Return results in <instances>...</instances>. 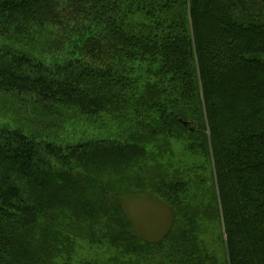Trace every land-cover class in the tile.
I'll return each instance as SVG.
<instances>
[{"label": "trees", "instance_id": "16d2710c", "mask_svg": "<svg viewBox=\"0 0 264 264\" xmlns=\"http://www.w3.org/2000/svg\"><path fill=\"white\" fill-rule=\"evenodd\" d=\"M7 35L0 103L115 133L0 127V264H264V0H0ZM135 194L169 210L158 241Z\"/></svg>", "mask_w": 264, "mask_h": 264}, {"label": "rangeland", "instance_id": "374dc122", "mask_svg": "<svg viewBox=\"0 0 264 264\" xmlns=\"http://www.w3.org/2000/svg\"><path fill=\"white\" fill-rule=\"evenodd\" d=\"M0 47L1 48H17L25 50V48L16 41L11 35L4 37L0 36ZM10 101V100H9ZM19 101H14L10 103H0V127L3 128H14L21 127L22 131L29 133L31 135H41L47 137V139H57L60 142H70V141H80L85 139H94V138H104L115 133V129L107 130L111 125L108 123L104 125L103 121H98V118H95L96 122L87 121L81 117L75 116L73 112H69L70 117H65L60 115L64 119L62 126L55 129H46L45 126L48 123L47 119L40 117L30 116L31 112L28 114L25 113V109L31 107L32 103L29 99L24 98L21 105L17 103ZM56 124L59 119L58 115H55ZM30 117L31 123L26 118ZM48 125V124H47ZM104 126V127H103ZM107 127V128H105ZM113 127V126H111ZM204 164V159H196L187 156L183 159V168L191 169L192 166ZM198 198L200 196L197 195ZM126 211L131 219L134 228L139 233V235L146 241L155 242L158 241L162 235L165 233L170 222V213L167 206L159 201L154 196L144 195V194H135L126 198ZM77 244V243H76ZM83 245V246H82ZM78 248H86L84 244H77ZM216 249H213L215 252V257L217 261L222 259V249L218 242L215 245ZM80 257L88 255V252L79 251ZM95 250L93 249L90 252L89 257H94Z\"/></svg>", "mask_w": 264, "mask_h": 264}]
</instances>
